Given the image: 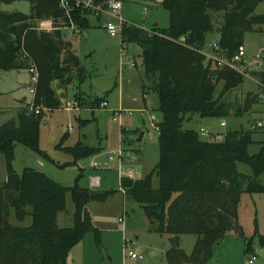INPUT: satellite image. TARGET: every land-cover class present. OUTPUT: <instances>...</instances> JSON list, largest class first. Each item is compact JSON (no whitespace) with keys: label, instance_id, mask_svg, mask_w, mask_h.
Listing matches in <instances>:
<instances>
[{"label":"trees","instance_id":"16d2710c","mask_svg":"<svg viewBox=\"0 0 264 264\" xmlns=\"http://www.w3.org/2000/svg\"><path fill=\"white\" fill-rule=\"evenodd\" d=\"M28 1V15L0 12V71L27 70L29 60L40 74L34 102L21 109L17 120L0 128V156H4L7 168V180L0 187V264H67L70 251L88 233H93L103 257L102 233L94 225L88 205L105 202L115 192L82 188L80 177L73 188H66L35 169L26 168L18 175L12 165L17 143L45 156L39 147L41 125L61 104L54 83L67 86L66 78L71 76L82 85L89 77L72 43L63 37L61 28H70L71 21L59 1ZM94 1L107 8L114 0ZM261 4L264 0H162L169 13L167 29L147 31L126 23L121 31L123 46L136 44L142 50L145 79H154L162 121L158 123L160 159L156 168L141 180L123 178L120 188L126 190V201L143 210L150 232L168 237L167 264H209L214 246L227 234L233 232L246 239L239 223L241 199L244 194H264L260 182L264 143L259 153H250L256 143L254 132L242 130L228 133L223 141L207 142L195 130L183 129L188 116L223 119L230 115L233 104L223 99L241 87L244 76L214 67L203 51L208 37L217 32L223 53L233 56L243 47L246 35L264 27V14H256ZM217 14L222 15L220 28L214 22ZM71 19L75 30L87 32L94 17L90 12L73 10ZM43 20H51L55 29L39 30L37 24ZM251 76L259 79V92L249 94L236 115L262 101L264 71ZM75 99L81 101L78 95ZM103 99L97 96L92 105L107 102ZM41 105L47 110L37 114ZM65 151L73 156L70 165L100 152L81 142ZM239 164L248 166L252 175L241 173ZM68 195L74 205L73 225L61 227L59 216L67 209ZM12 220L29 223L14 225ZM188 235L197 238L190 255L181 247L182 237ZM260 242L264 249V236ZM247 251L253 252L251 241Z\"/></svg>","mask_w":264,"mask_h":264},{"label":"rangeland","instance_id":"374dc122","mask_svg":"<svg viewBox=\"0 0 264 264\" xmlns=\"http://www.w3.org/2000/svg\"><path fill=\"white\" fill-rule=\"evenodd\" d=\"M30 6L28 0H16L11 4L0 3V12L8 14L19 12L28 15ZM145 8L147 12L144 11ZM256 14H264L263 4L257 8ZM120 15L128 24L147 31L153 29L155 25L161 29H167L170 23L169 13L162 7V0H125L122 3ZM111 21L119 20L113 15L103 14L101 22L91 19L92 26L87 32H79L71 36L73 51L89 72V77L82 85L75 78L67 86L61 85L60 82L53 85L61 104L57 110L47 114L41 125L39 147L45 156L17 143L12 165L18 175H21L26 168L35 169L46 173L52 180L66 188H73L77 178L80 177L79 186L82 188L100 192L114 191L115 193L105 202H94L88 205L93 223L102 233L103 261L93 233H88L85 238H94L101 264L134 262L131 259H124L126 242L136 254L141 255L140 252H143L147 256L143 262L147 264L150 260L147 247L153 244L165 250L169 246L168 237L149 232V222L143 210L124 199L120 192V170L117 169V165L110 166L109 157L125 147L123 144L125 139L130 142V139H127L128 136L136 135L132 143H128L127 146L142 151V156L136 157L138 166L125 168L124 172L135 171V180H141L150 174L160 159L155 123L162 121V115L159 111L158 96L154 92V79L150 81L145 79L142 50L136 44L123 46L121 34L115 38L111 37L104 29V25ZM214 22L215 26L220 28L223 23L222 15H215ZM37 28L42 30L39 23ZM62 28L65 27L62 26ZM256 30L257 32L246 35L243 47L248 53L250 62L254 64L253 70L262 71L264 62L255 64L252 57L263 54L264 27H257ZM218 38L217 32L210 35L206 50H209L210 44L217 42ZM203 54L207 60L206 54L204 52ZM253 70L250 73L257 72ZM27 72L26 69L0 71V128L7 122L17 120L21 109L35 100L33 87L27 85L29 83ZM259 83V79L251 75L244 76L241 87L223 99L233 104L228 117L201 119L199 115L188 116L183 129H195L201 139L207 142H211L214 137L218 138L217 136L221 137L218 140L222 141L228 133L251 131V126L256 121L264 122V100L253 105L250 111L243 112L241 115L236 113L239 108H243L249 94L255 95L259 92ZM143 93L149 94L146 99L148 107L144 110H142L145 105ZM219 94L220 90L216 96L218 97ZM77 95L81 99L80 108L68 110L66 104L73 103ZM97 96L103 97V100L108 99L107 108H103L101 102L92 105ZM38 109L40 112L47 110L42 105ZM120 110L123 113L114 120L113 112ZM199 121L203 122L202 126L198 125ZM222 123L226 126L223 127ZM201 129L205 133L201 134ZM252 132H254L253 139L256 143L250 147V153L257 154L261 150V144L264 143V128ZM142 134L144 138L142 142H139L138 139ZM80 142L89 148H98L100 152L78 161L77 165H70L73 164L74 159L65 149L74 148ZM95 164L97 168H94ZM238 169L243 174L252 175L251 169L246 165L239 164ZM6 179V161L4 156H0V187ZM92 179L96 180V186L92 185ZM260 182L264 185V174ZM154 186H158L157 179H154ZM124 210L129 213L125 216V220H128V224L131 221L137 229H130V227L128 229L127 226L125 234H123L124 224L120 223ZM73 213L74 205L71 196L68 195L67 209L60 214L59 225L72 227ZM12 222L16 224L15 221ZM28 223L29 220L23 225ZM239 223L246 239L238 237L233 232L227 234L214 246L213 258L209 264H250V260H253V264H264L262 255L264 249L260 242V236H264V194L243 195L239 206ZM256 231L258 235H255ZM108 239L114 242L109 243ZM194 241L195 236L183 237L182 248L188 255L194 250ZM250 241L253 252L247 251ZM140 246L144 248L140 250ZM161 257L162 255L160 259ZM160 259H151L150 264H162Z\"/></svg>","mask_w":264,"mask_h":264},{"label":"built area","instance_id":"2783aa9c","mask_svg":"<svg viewBox=\"0 0 264 264\" xmlns=\"http://www.w3.org/2000/svg\"><path fill=\"white\" fill-rule=\"evenodd\" d=\"M58 1L60 3L62 10L64 11L65 17L69 18V20L71 21L70 28L73 30L77 29V27L75 26V24L72 22L71 19V12L73 10H82V11L90 12L92 14V17H94V19L95 18L101 19L103 14L113 15L119 21L118 22L111 21L106 23L104 25V29L111 37L114 38L121 34L122 26L127 23L124 19L121 18L120 13L122 10V2L118 0L111 1L107 6V8H101L100 6H97L94 0H58ZM145 12H147V9H145ZM39 24L42 31L51 32L55 29V26L51 20H43L40 21ZM182 41L185 42L184 39H182ZM203 52L207 56V62L213 64L214 67L219 69H230L239 73L242 76H250L252 73V72L250 73V71H252L254 68L253 66L254 64L250 62V58L244 47H241L233 56L228 57L226 54L223 53L222 49L219 46V43L215 42L214 44H210L209 50L205 49ZM262 53L263 54H258L252 57V59L255 61V64L259 65L260 63L264 62V52L262 51ZM27 70L30 76L29 86L33 87L34 89L33 96H36L38 84L40 81L39 70L37 69L36 64L33 61H29V60H28ZM253 71H257V70H253ZM263 71H264V67L262 71H257V72H263ZM259 97L261 100H264V84H262V90ZM66 105H67L66 108L68 110H77L80 108V103L76 100L73 103L68 102ZM102 106L103 108H107L108 106L107 102H103ZM36 110H37L36 113L39 114L40 110L39 109ZM122 113L123 112L121 110L117 112H113L114 120H116L117 117L121 116ZM128 113L132 115V113L130 112ZM225 125H226L225 123H222V126ZM262 128H264V122L262 120H258L251 126V131ZM155 131L156 134H159L160 132L158 123H155ZM201 133H205V131L201 130ZM124 155H125L124 150L121 149L118 152L114 153L113 156H110L109 161L111 163L118 162L119 170L121 174V181L123 178L134 180L133 172L125 173L122 169ZM94 167H97V164H95ZM92 185L93 186L97 185L95 179H92ZM120 192L124 197L126 196V190L124 188H121ZM124 221H125L124 217L120 219V223H124ZM126 251L128 258L134 260H143L145 257L143 254L138 255L133 250H130L127 242H126ZM249 263L253 264V260H250Z\"/></svg>","mask_w":264,"mask_h":264},{"label":"crops","instance_id":"0c3cea01","mask_svg":"<svg viewBox=\"0 0 264 264\" xmlns=\"http://www.w3.org/2000/svg\"><path fill=\"white\" fill-rule=\"evenodd\" d=\"M140 1H145V0H140ZM31 8V7H30ZM146 9V8H145ZM31 10V9H30ZM145 11V10H144ZM96 21H102V18H95ZM158 25H155L154 28H156ZM62 30V33H63V37L66 41H70V38L72 35H75L81 31H78V30H73L69 27H65V28H61ZM219 41V38L217 40V42ZM72 43V42H71ZM264 52V50H263ZM141 54H142V51H141ZM19 71V70H18ZM28 73V72H27ZM29 75V74H28ZM29 80H30V76H29ZM58 83V82H56ZM55 84V83H54ZM29 86V83L27 84ZM260 85V84H259ZM148 96L149 94L145 95L143 94V100H144V107L142 110H144L146 107H148L147 105V102H146V99H148ZM32 99V98H31ZM108 101V99H107ZM159 103V102H158ZM108 104V103H107ZM108 107V106H107ZM51 114V113H50ZM198 125L202 126L203 125V122H198ZM226 126V125H225ZM223 126V127H225ZM187 130H190V129H187ZM191 130H195V129H191ZM202 130V129H201ZM200 130V132H201ZM202 134V133H201ZM131 136V135H130ZM218 138L221 139V137L217 136ZM144 138V137H143ZM218 138L214 137L211 142L213 141H221V140H218ZM225 138V137H224ZM127 139H130V142L129 141H123L125 147L123 148L124 150V158H123V164H122V169L123 171H125V168H129V167H133V166H138L136 164H139L138 160L136 157H139V156H142V151H138L135 150L134 148H132L130 146V148L127 146V144H131L132 143V139L131 138H128ZM215 139V140H214ZM223 141V140H222ZM141 153V155H140ZM107 162H108V159H107ZM142 162V160H141ZM111 165H114L116 166L117 165V169H119V164L118 162H114V163H110V166ZM98 167V166H97ZM97 167H94V168H97ZM115 168V167H114ZM155 169V168H154ZM153 169V170H154ZM152 170V171H153ZM128 172H133L135 174V171L133 170H129L127 171ZM147 176V175H146ZM145 177V176H144ZM7 180V179H6ZM135 180V179H134ZM125 199V198H124ZM130 204H134L132 202H130ZM136 205V204H134ZM141 209V208H140ZM129 215V213L127 211L124 210V213H123V217L125 219V216L126 215ZM91 215V214H90ZM122 217V218H123ZM132 219V218H131ZM12 221H15V220H12ZM16 222V221H15ZM127 222V224H125ZM149 222V221H148ZM13 223V222H12ZM14 224V223H13ZM25 224V223H23ZM23 224H20L18 222H16V224L14 225H23ZM121 224H124V229H123V234L126 233L127 231V226H128V229L130 227V229H134V230H137L134 225H132L131 221H130V224H128V220H125L124 223H121ZM123 226V225H122ZM149 232H150V223H149V228H148ZM152 233V232H151ZM156 234V233H155ZM184 237V236H183ZM183 237H182V240H181V247H182V243H183ZM109 243H112V239H108ZM169 241V240H168ZM114 242V241H113ZM197 242V238L195 237V241H194V245L196 244ZM129 246V244H128ZM195 247V246H194ZM130 248V247H129ZM144 248V246H140L139 249L142 250ZM148 251H147V255L148 257H150L148 260V263L147 264H150L152 262L151 259L155 260V259H160V256L162 255L160 261L162 264H167L166 262V259H165V254L167 252V250L169 249V246L167 249L165 250H162L159 246H156V245H153V244H150L148 247ZM160 249V250H159ZM131 250V249H130ZM184 250V249H183ZM185 251V250H184ZM263 251V250H262ZM142 254H144L143 252H140ZM145 255V254H144ZM190 255V254H189ZM146 255L144 257L143 260H134V259H131V258H128L127 256V251H126V248H124V259L125 260H128V259H131L133 260L134 262H130V264H143V262L146 260ZM112 258V256H111ZM104 259V256L102 257V261ZM67 264H101V261H100V256L98 255V250L95 246V243H94V238L93 237H87L84 239L83 242L79 243L78 245H76L69 253V256H68V263Z\"/></svg>","mask_w":264,"mask_h":264},{"label":"water","instance_id":"95a60500","mask_svg":"<svg viewBox=\"0 0 264 264\" xmlns=\"http://www.w3.org/2000/svg\"><path fill=\"white\" fill-rule=\"evenodd\" d=\"M72 81H73V77L67 76V78H66V84H70ZM135 136L136 135H131L129 138H131L133 140L135 138ZM143 137H144V134L141 135V137L138 139V141L139 142H142ZM262 255L264 256V250L262 251Z\"/></svg>","mask_w":264,"mask_h":264},{"label":"bare ground","instance_id":"6f19581e","mask_svg":"<svg viewBox=\"0 0 264 264\" xmlns=\"http://www.w3.org/2000/svg\"><path fill=\"white\" fill-rule=\"evenodd\" d=\"M261 93V92H260Z\"/></svg>","mask_w":264,"mask_h":264}]
</instances>
